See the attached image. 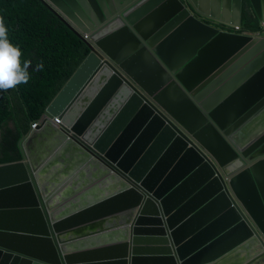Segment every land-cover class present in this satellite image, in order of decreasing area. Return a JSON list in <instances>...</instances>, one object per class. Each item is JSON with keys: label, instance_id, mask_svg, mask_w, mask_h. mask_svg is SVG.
I'll return each instance as SVG.
<instances>
[{"label": "water", "instance_id": "1", "mask_svg": "<svg viewBox=\"0 0 264 264\" xmlns=\"http://www.w3.org/2000/svg\"><path fill=\"white\" fill-rule=\"evenodd\" d=\"M41 1L90 53L0 165V264H264V34L216 27L264 0Z\"/></svg>", "mask_w": 264, "mask_h": 264}, {"label": "trees", "instance_id": "2", "mask_svg": "<svg viewBox=\"0 0 264 264\" xmlns=\"http://www.w3.org/2000/svg\"><path fill=\"white\" fill-rule=\"evenodd\" d=\"M8 40L21 50V64L31 61L30 79L0 92V165L23 158L21 143L47 106L89 55L85 39L71 30L41 0H0ZM242 32L258 33L262 25L244 16ZM43 63V69L36 66ZM24 113H22V111Z\"/></svg>", "mask_w": 264, "mask_h": 264}, {"label": "clouds", "instance_id": "3", "mask_svg": "<svg viewBox=\"0 0 264 264\" xmlns=\"http://www.w3.org/2000/svg\"><path fill=\"white\" fill-rule=\"evenodd\" d=\"M262 30L264 29L262 28ZM7 33H8V29L5 26V20L4 17L2 16V13L0 12V92L1 90L7 91L9 89L15 88L17 85L21 83L27 84L30 79L28 69L31 67V61L30 60L24 61L23 65L21 64V59H20L22 55L21 50L19 49V47L13 46L9 42ZM42 69H43V63H40L36 66V71H40ZM55 118H59V117H55ZM55 118L51 119L48 116L47 121L53 123V121H55L54 120ZM43 123L44 122L40 123L39 125ZM53 125L55 124L53 123ZM35 129L31 128L30 132Z\"/></svg>", "mask_w": 264, "mask_h": 264}, {"label": "crops", "instance_id": "4", "mask_svg": "<svg viewBox=\"0 0 264 264\" xmlns=\"http://www.w3.org/2000/svg\"><path fill=\"white\" fill-rule=\"evenodd\" d=\"M21 111H22V113H24L23 110H21ZM106 195H108V194H106ZM107 227H109V226H107ZM107 227L99 228V229L95 230L94 233H102L103 231H104L103 233H111V232L119 229V227L106 229ZM123 243H124V238H122L120 235L103 236L100 241L95 242L92 245H90L88 248L82 249V250L91 251V250H97V249H105L106 251H104V253L100 254L101 256L99 258H97L99 260H95L96 258H94L91 255L89 258H85L86 259L85 262L90 264V263H93L94 261L103 262V261H110L112 259H120L122 257L120 249L119 250L114 249L115 247H113V246L121 245ZM128 251H129V249H128ZM96 262H94V263H96Z\"/></svg>", "mask_w": 264, "mask_h": 264}, {"label": "built area", "instance_id": "5", "mask_svg": "<svg viewBox=\"0 0 264 264\" xmlns=\"http://www.w3.org/2000/svg\"><path fill=\"white\" fill-rule=\"evenodd\" d=\"M261 25H262V28L264 29V22H261ZM216 26L219 27L218 30H220L221 32H224V33L237 34V35H252V34H254L255 36L264 34L263 32L262 33L242 32L240 25L231 26V25H222V24L218 25V24H216ZM83 38L85 40H88L89 36L87 34H84ZM47 120H48V115L46 113H44L39 120H37L31 124V128L35 129V128H37V126L40 123L45 122ZM54 120L55 121H53V123L56 126L61 124V120L59 118H55Z\"/></svg>", "mask_w": 264, "mask_h": 264}, {"label": "flooded vegetation", "instance_id": "6", "mask_svg": "<svg viewBox=\"0 0 264 264\" xmlns=\"http://www.w3.org/2000/svg\"><path fill=\"white\" fill-rule=\"evenodd\" d=\"M57 13V12H56Z\"/></svg>", "mask_w": 264, "mask_h": 264}]
</instances>
